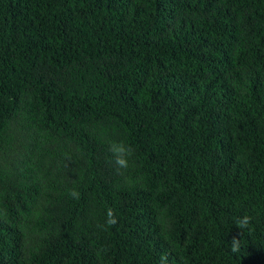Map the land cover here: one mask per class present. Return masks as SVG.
<instances>
[{"label": "trees", "instance_id": "obj_1", "mask_svg": "<svg viewBox=\"0 0 264 264\" xmlns=\"http://www.w3.org/2000/svg\"><path fill=\"white\" fill-rule=\"evenodd\" d=\"M163 254L264 264V0H0V264Z\"/></svg>", "mask_w": 264, "mask_h": 264}, {"label": "clouds", "instance_id": "obj_2", "mask_svg": "<svg viewBox=\"0 0 264 264\" xmlns=\"http://www.w3.org/2000/svg\"><path fill=\"white\" fill-rule=\"evenodd\" d=\"M109 151L112 154V157L114 158V163L117 166L118 172L120 170L127 171L130 168V159L134 155V150L130 145H126L124 141H113L110 143ZM120 174H123V172H120ZM70 195L73 198L78 199L79 193L76 190H70ZM107 220L106 223L108 225H115L117 223V219L115 218L114 210L109 208L107 210ZM249 217L245 216L238 220V224L240 227H246L249 223ZM231 250L233 252L239 251V241L237 239H233L231 241ZM162 264H164L165 261H167V254H163L161 257Z\"/></svg>", "mask_w": 264, "mask_h": 264}]
</instances>
